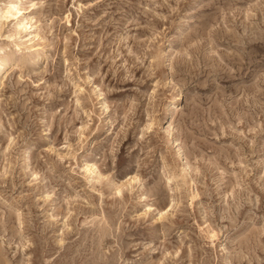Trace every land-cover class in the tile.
Here are the masks:
<instances>
[{"label": "rangeland", "instance_id": "1", "mask_svg": "<svg viewBox=\"0 0 264 264\" xmlns=\"http://www.w3.org/2000/svg\"><path fill=\"white\" fill-rule=\"evenodd\" d=\"M6 59L0 264H264V0H0Z\"/></svg>", "mask_w": 264, "mask_h": 264}, {"label": "bare ground", "instance_id": "2", "mask_svg": "<svg viewBox=\"0 0 264 264\" xmlns=\"http://www.w3.org/2000/svg\"><path fill=\"white\" fill-rule=\"evenodd\" d=\"M13 8H15V10L17 12H19L21 10V7H18V6H15V5H12ZM9 14V13H8ZM10 15V14H9ZM27 24L28 22H24L22 24V28L26 29L27 27ZM27 36H29L27 38L28 41H32V38L34 35H32V32H29L27 34ZM15 47V46H14ZM16 49V48H15ZM9 68V60L6 59V60H1L0 61V79H2L5 75V70ZM173 106V103L169 102L168 104H166L165 106V109L164 111L161 113V116L162 118L160 119L161 122H165L168 120L169 116H170V110ZM176 150V158H177V162L180 163V164H183V158H182V155L180 154V152L178 151V149H175ZM87 167V165H85ZM88 170V169H87Z\"/></svg>", "mask_w": 264, "mask_h": 264}]
</instances>
